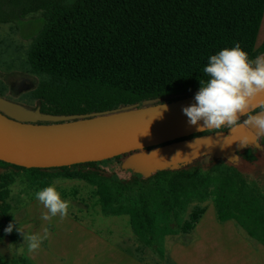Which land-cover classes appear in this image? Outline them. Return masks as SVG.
I'll return each instance as SVG.
<instances>
[{"label": "trees", "instance_id": "trees-1", "mask_svg": "<svg viewBox=\"0 0 264 264\" xmlns=\"http://www.w3.org/2000/svg\"><path fill=\"white\" fill-rule=\"evenodd\" d=\"M35 13H41L44 27L26 63L31 73L45 80L34 92L36 117H24L28 123L54 124L46 119L187 99L199 91V80L208 79L203 68L211 55L237 43L252 59L264 55V43L256 46L264 0H1L0 24ZM213 134L217 133L191 139ZM242 149L238 158L254 167L258 149ZM226 154L211 156L209 163L192 159L151 173L126 170L124 162L131 154L46 170L0 162V244L17 243L14 229L4 231L12 223L10 213L21 207L10 204L16 183L28 197L67 180L93 187L103 216L129 217L137 242L161 261L166 238L189 234L209 203L218 223L233 222L264 247V194L235 161L223 158ZM109 163L129 175L117 180L105 167ZM0 264L28 262L0 256Z\"/></svg>", "mask_w": 264, "mask_h": 264}, {"label": "water", "instance_id": "water-1", "mask_svg": "<svg viewBox=\"0 0 264 264\" xmlns=\"http://www.w3.org/2000/svg\"><path fill=\"white\" fill-rule=\"evenodd\" d=\"M261 102L264 97L253 104ZM194 103L195 96L110 114L46 119L54 124L28 123L0 112V162L46 170L131 154L124 162L126 170L151 173L192 159L205 158L209 163L211 155L240 145L244 136L254 138V129L241 127L233 133L191 139L210 131H198L188 123L182 109Z\"/></svg>", "mask_w": 264, "mask_h": 264}, {"label": "crops", "instance_id": "crops-1", "mask_svg": "<svg viewBox=\"0 0 264 264\" xmlns=\"http://www.w3.org/2000/svg\"><path fill=\"white\" fill-rule=\"evenodd\" d=\"M203 207V215L189 234L166 238L162 261L140 246L132 231L135 239L122 235L116 242L71 213L44 221L41 215L47 210L36 198L15 210L16 227L40 234L47 228L48 238L39 250L29 252L16 230L17 243L12 245L21 247L16 259L28 264H264L261 244L247 238L233 222L218 223L212 203Z\"/></svg>", "mask_w": 264, "mask_h": 264}, {"label": "clouds", "instance_id": "clouds-1", "mask_svg": "<svg viewBox=\"0 0 264 264\" xmlns=\"http://www.w3.org/2000/svg\"><path fill=\"white\" fill-rule=\"evenodd\" d=\"M203 72L208 79L199 80L201 86L195 94L196 103L182 109L188 123L197 126L201 132L210 130L220 134L225 129H231L233 133L243 127L255 130V141L264 137V102L253 104L264 97V55L252 59L237 43L211 55ZM162 107L166 108L165 105ZM256 107L258 111H255ZM241 116L245 117L243 122ZM200 121L203 123L199 124ZM238 141L243 147L253 142L249 136ZM256 145L260 146L259 143ZM35 196L47 210L41 215L44 221H51L57 216L66 218L72 209L71 201L62 198L56 183L38 190ZM17 224L16 219L15 223H9L4 229L5 233H11L16 228L23 235L29 252L39 250L48 238V229L45 228L43 234L25 233L20 225L16 227Z\"/></svg>", "mask_w": 264, "mask_h": 264}, {"label": "rangeland", "instance_id": "rangeland-1", "mask_svg": "<svg viewBox=\"0 0 264 264\" xmlns=\"http://www.w3.org/2000/svg\"><path fill=\"white\" fill-rule=\"evenodd\" d=\"M70 2H73V0H70ZM8 9L9 7L3 6L2 10L6 13ZM43 27L44 21L41 13L30 14L25 18L17 17L10 23L0 24V99L16 107L35 110L38 106L34 98V92L38 85L45 80V77L31 73L26 61L29 49ZM263 43L264 19L256 42L257 49ZM260 145L258 149L259 155L256 158L254 167L247 166L240 158L237 159L235 164L248 179L255 181L259 185L260 190L264 194L263 138L260 141ZM242 150L240 149L239 151ZM105 167L108 171L115 174L117 180L126 178L129 175L125 169L123 170L116 164L109 163ZM27 177L30 178L31 176L27 174ZM54 183H56L58 190L61 192L62 198L71 201L72 209L69 213L113 241L120 242L119 236L122 235L129 236L130 239L134 238L131 233L129 217H106L100 213L93 187L80 181L58 180ZM23 190L25 188L19 183H16L11 188L10 204L12 208L23 206L28 201L36 198L35 193L27 194L28 197L24 196L22 194ZM15 214V210L10 213L12 223H15ZM90 216L98 218L97 221L90 220ZM14 230L16 231V228ZM16 247L8 240L5 241L0 244V256L9 260L16 259L18 250L21 248L20 246Z\"/></svg>", "mask_w": 264, "mask_h": 264}, {"label": "flooded vegetation", "instance_id": "flooded-vegetation-1", "mask_svg": "<svg viewBox=\"0 0 264 264\" xmlns=\"http://www.w3.org/2000/svg\"><path fill=\"white\" fill-rule=\"evenodd\" d=\"M13 107L15 108V110H12L13 108L10 107L9 103H7L6 101L0 99V112L3 113V114L9 115L10 117H13L14 119L21 120V118H24V117L25 118H29V119H33L37 115L36 110L16 107L14 105H13ZM244 119L245 118L241 119V122H243ZM230 130L231 129H227L226 132H224V133L213 134L211 136H206V137H213V136H217V135H221V134H227ZM202 138H205V137H202ZM262 138L263 137H261L259 141H255V138H252L251 140L253 142H250L247 147L254 148V149H259L260 146H261L260 145V141L262 140ZM195 139H197V138H195ZM257 143H259L260 146H257L256 145ZM240 146H241V144L236 146V147H234L231 150L224 151V152H222L220 154H226L227 153L226 156L223 157V158L225 160H228V161H235L236 162L237 159H238L239 150L244 148V147H240ZM220 154H215V155H220ZM211 156H214V155H211Z\"/></svg>", "mask_w": 264, "mask_h": 264}]
</instances>
